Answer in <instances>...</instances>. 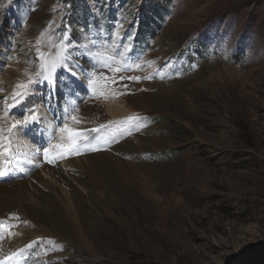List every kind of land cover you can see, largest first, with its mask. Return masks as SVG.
<instances>
[{
  "label": "rangeland",
  "instance_id": "1",
  "mask_svg": "<svg viewBox=\"0 0 264 264\" xmlns=\"http://www.w3.org/2000/svg\"><path fill=\"white\" fill-rule=\"evenodd\" d=\"M87 4L89 14L83 9ZM155 6L160 9L150 32L139 37L140 21L155 13ZM76 7L68 0H0L2 28L10 29L5 40L11 37L16 44L14 25L24 28L21 49L30 50H25V46L31 43L33 52V43L48 26H55L49 33V49L59 51L62 44L68 43L72 71V65L78 66V57L94 68L96 89L86 88V80L76 87L79 90L71 89L74 91L69 97L84 91L88 94L79 96L85 104L93 95L99 96L98 112L103 115L99 123L102 126L105 117L108 127L102 136L103 144L108 145L101 149L121 156L119 150L117 153L111 147L119 144L121 148L129 138L137 140L133 144L138 146L147 138L139 154L124 155L123 159L148 169L139 173L143 186L101 193L98 206L93 209L94 218L76 221L72 214L67 215L70 235L81 241L85 232L91 246L80 248L68 238L41 241L34 261L264 264V0H78ZM68 16L71 22L67 21ZM92 42L96 44L91 45ZM45 45L38 43V49H46ZM3 46L1 53L8 55L6 58L0 54V67L4 69L0 73V90L5 89V76L9 73L19 70L26 76V68L30 69L29 59L21 63L16 59L18 52L11 40ZM100 46H105L104 57H114L112 61L104 60L107 67L93 66L96 62L92 55ZM58 51L50 54L51 62ZM125 65L130 67L112 71ZM57 71L61 81L55 83V93H51L49 84L33 88L34 94L27 98L26 108H19L22 112L18 117L14 115L15 120L8 118L12 115L1 107L13 86L4 90L5 94L0 92V124L21 120L25 112L35 108L45 127L60 131L65 125L61 116L53 120L47 115L54 105L57 108V92L62 96L63 88L77 82L68 71ZM132 71L137 75H132ZM147 75L150 80L145 78ZM29 77L32 73L23 83ZM133 90L153 93V108L111 115L107 105H126ZM62 99L67 100L65 96ZM65 107L66 103L59 106L60 110ZM130 116L141 119L129 122ZM93 137L97 141V136ZM82 150L86 147L82 146L80 153ZM14 156L20 160L24 155L21 152ZM21 160L23 165L37 169L28 160ZM37 172L49 186L55 179V188L74 192L73 187L61 184L48 171ZM27 179L35 181L32 175ZM68 179L82 191L71 175ZM40 228L38 232H45V227ZM10 237L0 229V245Z\"/></svg>",
  "mask_w": 264,
  "mask_h": 264
},
{
  "label": "bare ground",
  "instance_id": "2",
  "mask_svg": "<svg viewBox=\"0 0 264 264\" xmlns=\"http://www.w3.org/2000/svg\"><path fill=\"white\" fill-rule=\"evenodd\" d=\"M0 27H1L0 29V43H1L3 40L6 39V37H8L10 29L6 27L2 28L1 22H0ZM53 28L50 29V26H48L47 30L44 31L43 34L38 38L36 44L33 43V46L36 47V49L33 50L32 52L33 47L31 48V43L25 46V50L28 48H30V50L24 51V49H21V47L24 44L23 43L24 41L22 40L21 37L24 28H20L17 26L15 27L14 25L13 39H16V44H14L15 41L12 40L11 37L9 40L12 41L13 49L15 48V52H18L16 54V59H19V63L24 62L25 58L29 59L28 61L30 63V69L28 67L26 68L27 69L26 76L24 73H18L19 70H17L18 72L9 73L10 76L9 75L5 76L7 77L6 83L3 85L4 86L3 88L5 89L0 90V92H4V90H6L7 88L11 89V86H13L14 88L12 89V93L9 94V99L7 101L8 103H12L11 96L14 90H16L15 86H17L19 83H23L22 80L26 79L27 76L30 75L31 73H32V77H34L38 71H41L40 69L41 59L38 60V52H37L38 43L39 44L47 43V45H45V47L47 48L42 49L40 47L39 51L41 53L44 52L45 62L49 64L51 63V61L49 60V56L50 54H53L54 48L53 50L51 48L49 49L50 45L48 40L50 39L49 33L53 30ZM18 35H19V40H18ZM28 39L30 42L31 39L30 38ZM9 40H5L0 46L4 48L3 44L6 43L7 45V42ZM95 44H96L95 42H92L91 45H95ZM19 47L22 52L19 50ZM103 48H105V46H100L98 49L95 50L94 52L95 54L92 55L94 62H96L93 63V66H95V64H97L96 65L97 67L105 66L106 63L104 62V59L98 61L95 58L96 54L98 53L104 57ZM90 50L93 51L94 49H90ZM3 52L5 51L3 50ZM0 54L4 55L7 58L8 54L1 53V51ZM28 54L35 55V57L34 58L28 57L27 56ZM80 54L81 53H78V55ZM75 62L78 64V67H75L74 71L79 72L82 69L86 72H92L94 70L91 63L84 62L80 57H78V59ZM3 71L4 69L1 66L0 73L3 74ZM131 73L132 75H137L135 71H132ZM146 77H150V76L147 75ZM66 79L69 80V84H72V82H70L72 78H69L67 74H66ZM147 79L150 80V78ZM53 80L55 81V83H59L61 81V77L59 76L57 70L53 74ZM74 80L79 84L82 83L80 79L74 78ZM85 82L86 80H83V83ZM46 84L52 86L51 83H46ZM36 87L37 86H34L33 88L35 89ZM77 87L80 86L78 85ZM75 88L76 85L73 86L69 85L68 89L70 91H68V89L66 88H63L62 90L65 91V93L62 96H60V94L57 92L59 96L56 97L55 102H57V104H60L59 102L61 101L64 105L66 103L65 108L72 109L69 113V117L65 119L66 124L68 125L69 128L73 129L74 132L78 133L81 131V134L77 138L79 139L81 144L86 145V150L81 156L76 158L72 157L73 159L69 158L72 154L69 153L61 154L62 152H57L56 150H54L51 152L52 153L51 161L53 162L52 163L49 162L47 163L46 161L43 162L45 165L44 168L45 171H48L51 174V177H53L54 175V178L56 177L61 184H64L67 187L70 185V187L74 188V192L70 193L68 191H61L62 189L60 188V186L59 188L61 190H58L57 188H55L58 182H56V180L53 178H52L53 182L51 183V186H49L48 183L47 184L44 183V179L38 172L32 175L35 181H31L27 179L28 177L24 179H19L21 181L18 180V182L15 179V177H11L10 175L0 177V221L3 222V225L0 226V229L2 231H5V233L8 232L11 235L10 239L7 238V240L3 242L5 244L0 245L1 246L0 259L2 255L7 256L9 253L15 252L18 249H24L25 250L24 253L32 251V257L35 256L38 257V252H39L38 242L41 241L53 242L61 239L66 240L68 238L78 243L77 245L80 248L85 246H91L85 232H83L84 234H81L82 237L81 241L76 238H73L70 235L69 232L71 231L70 228H68L70 222H68L67 215L72 214L73 219L76 221L81 220L80 218H84V217L94 218L95 214L93 213L94 212L93 209L97 208L99 195L101 193H104L109 189H117V188H122L125 191H127L134 186L138 187V186H143L145 184L142 182V179H140L139 173L143 174L142 171H146L148 168L145 167L143 164L142 166L144 167H141V165H139L140 163L129 162L128 160L126 161L123 159V156L133 155L136 153L139 154L138 151L142 150V144L143 145L145 144L147 138L142 139L141 141L143 143L141 142L138 146L133 144L137 140H133L129 138L126 141L123 140L125 141L123 147L121 146L120 148L119 144H117V147L114 148L111 147V149L113 151H116L117 153H118L117 150H119L121 156H114L109 152L107 153L104 152V148L101 149V147L107 146L108 144L106 143L103 144L102 138L99 142V145L95 147L96 149H98L97 151L88 150L89 148H93V145L95 144V142L91 140L92 133L95 132L97 133V137H101L103 131L107 129L106 128L107 126L105 125L106 118L104 117V119L102 120L103 125L100 126L99 122L103 118V115L98 112L101 111L100 105L98 103L99 96L90 93L93 96L89 100H87L85 104H82L81 101L84 97V93H85L84 91L83 93L77 94L72 98L69 97L70 94H72L71 91H74L71 89H75ZM76 89L79 90V88ZM137 93H138L137 90H133L130 94H128L126 98L127 103L125 102L126 105H122L118 103H109L107 105V110L113 116H121L127 112L129 113L132 111H139L141 109L153 108V104L151 103L150 100V98L151 99L153 98V93H149L148 91L138 94ZM82 94L83 97L79 96ZM6 95L8 96V94ZM64 96L67 100L63 101L62 97ZM26 100L24 101L23 104L19 105L18 107L26 105ZM31 104L32 102L30 101V104L27 106L30 107ZM1 107L4 108V105H2ZM24 107L26 108V106ZM58 108L59 107H57V109ZM76 109H78V112ZM14 110L15 109H13L12 111ZM56 111L57 110L55 108V112ZM59 111H61V114H63L64 110L62 111L59 109ZM75 112H77L78 114ZM71 115L76 116L78 122L73 121L70 118ZM8 118L15 120L14 115ZM0 128L6 129L8 128V126L3 124L0 125ZM93 129H96V131H92ZM65 132L69 135L67 131ZM85 133L88 134L85 135ZM4 135H7V133L5 132ZM84 137H89L90 142L89 140L84 139ZM18 138H20L18 134H14L10 137L11 140L10 152L13 150L12 149L13 146L18 147V144H20L19 142H17ZM28 138L29 137L26 138V134H25L24 139H26V142L32 144L33 141H29ZM4 143L6 142L0 141V144H4ZM13 143L14 145H12ZM66 144L68 143H65V145ZM42 145L43 144L41 143H37L36 146L37 147L39 146V148H41ZM33 147L31 146L26 147V144L23 145V148L28 151L27 153H30L29 157H32L34 162L38 163L43 160H47L45 156V158H42L38 161L37 152L39 151H37L38 150L37 148L34 147L35 148L34 149ZM91 152L94 154H92ZM10 156H11L10 153H4L3 148L0 147V169H1V164L3 162H7L10 160ZM63 158H66L65 162L60 165V162ZM77 161H80V163H78ZM13 164L15 166L16 162H13ZM82 174H84L83 175L84 177L83 176L80 177ZM69 175L73 177L76 184L81 187L82 191H80L78 187L74 185L72 182L69 183V179H68ZM6 183H11V184H6ZM32 190H36V192L39 191L40 194H38V196L36 194L34 195ZM11 220L13 221L9 226ZM41 226L45 227V232H38V228H40ZM71 227H73V225ZM41 229L42 228H40V230ZM33 232H38V233L32 234ZM24 233H26L27 235H24ZM5 245L10 246V248H3L2 246ZM41 254L43 253L41 252ZM27 263L38 264V260L33 261L31 258ZM20 264H24V257L21 260Z\"/></svg>",
  "mask_w": 264,
  "mask_h": 264
},
{
  "label": "snow or ice",
  "instance_id": "3",
  "mask_svg": "<svg viewBox=\"0 0 264 264\" xmlns=\"http://www.w3.org/2000/svg\"><path fill=\"white\" fill-rule=\"evenodd\" d=\"M67 35H65L64 40L67 41ZM70 44L64 43L59 48V51L57 53L56 59L49 63H46L44 60L45 54L41 53L39 49H37L38 55L41 59L40 63V69L41 71H38L34 77H29L28 81L26 83H19L16 86V90H14L11 100L12 103H8V97H5V105L3 108V111L8 115H15V113L12 111L19 105L23 104L24 101L34 92L32 91L34 86H40L42 84L51 83V93H55V81L53 80V74L56 72L58 68L63 69L65 71H68L71 76H73L76 79H80L83 83V80H87V84L85 85L86 88H90L92 90H95L97 87V81L93 78L95 76L94 72H86L84 70L72 71L71 68H69V65L71 64V54L68 52ZM127 50V49H126ZM122 55V54H121ZM98 61L101 59L112 61L114 60L113 56L103 57L101 54H96L95 57ZM108 65L105 64V67ZM72 67H78L76 65H72ZM127 67H130L129 65H125L124 68H115L112 69V71L119 72L122 70H125ZM137 67H140V65H137ZM150 78V77H145ZM121 79H124L121 77ZM129 80H139L140 77H128ZM72 109L71 108H65L62 114V119H66L69 117V113ZM78 111V109H76ZM73 121H77L76 116L70 117ZM141 118L139 116H130L127 118L129 122H136L139 121ZM39 116L36 115V109L32 108L29 109L27 112L24 113V118L21 120L14 121L10 127L6 129L0 128V141H4L6 143L0 144V147L3 148L4 153H10L11 150V140L10 137L17 133H26V131L31 127H36L38 125ZM78 122V121H77ZM61 132L67 131L69 133L68 139L70 140V143L66 145H57V148L62 149V153H69V154H81L80 148L86 147V145H82L77 138L80 134L77 132H74L73 129L69 128L67 124L64 125V127L60 128ZM92 131H96V129H93ZM7 133V135H4V133ZM84 139L89 140V137H84ZM91 139H95L92 137ZM90 151H97L96 148H89ZM39 151V150H37ZM45 155L48 152V149L45 148L44 150ZM27 163H32L31 160L26 161ZM49 163H52L53 161H48ZM7 163H11V161H7ZM11 169H0V177L4 176L7 171H10ZM3 225V222L0 221V226ZM24 249H18L15 252L9 253L7 256H5L3 259H0V264H20L21 260L23 259V253ZM26 264V262H25Z\"/></svg>",
  "mask_w": 264,
  "mask_h": 264
},
{
  "label": "trees",
  "instance_id": "4",
  "mask_svg": "<svg viewBox=\"0 0 264 264\" xmlns=\"http://www.w3.org/2000/svg\"><path fill=\"white\" fill-rule=\"evenodd\" d=\"M77 1H78V0H70V3L76 4ZM157 6H158V5H157ZM157 6H155V7H156V11L160 9V7H157Z\"/></svg>",
  "mask_w": 264,
  "mask_h": 264
}]
</instances>
